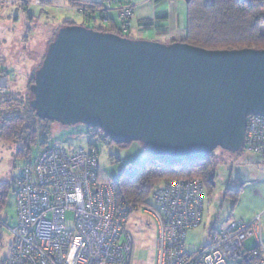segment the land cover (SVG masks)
<instances>
[{
    "label": "water",
    "instance_id": "water-1",
    "mask_svg": "<svg viewBox=\"0 0 264 264\" xmlns=\"http://www.w3.org/2000/svg\"><path fill=\"white\" fill-rule=\"evenodd\" d=\"M33 79L37 116L97 128L115 144L139 141L170 165L240 151L247 117H264V48L211 50L71 24Z\"/></svg>",
    "mask_w": 264,
    "mask_h": 264
},
{
    "label": "built area",
    "instance_id": "built-area-1",
    "mask_svg": "<svg viewBox=\"0 0 264 264\" xmlns=\"http://www.w3.org/2000/svg\"><path fill=\"white\" fill-rule=\"evenodd\" d=\"M65 1L94 27L109 28L116 14L115 29L123 37L131 35L134 10L129 0ZM88 137L108 144L97 128ZM244 149L264 162V117H247ZM98 154L91 144L55 145L21 170L13 188L16 224L9 227L0 220V229L8 227L12 236L3 264H135L128 221L138 210L156 227L155 264H241L244 258L249 264H264L260 216L249 223L231 220L216 228L207 244L190 251L186 233L201 224L204 181L167 180L154 189L153 206L138 204L117 196L113 184L100 178ZM135 172L134 166L126 170L130 176ZM67 211L72 213L69 228ZM251 236L255 248L245 252Z\"/></svg>",
    "mask_w": 264,
    "mask_h": 264
},
{
    "label": "rangeland",
    "instance_id": "rangeland-1",
    "mask_svg": "<svg viewBox=\"0 0 264 264\" xmlns=\"http://www.w3.org/2000/svg\"><path fill=\"white\" fill-rule=\"evenodd\" d=\"M35 0H0V66L2 69L15 72V84L11 85L12 95H5L8 77L0 79V96L5 97L8 103L0 105V117L7 113L23 109L17 107V101L25 96L27 85L22 80L20 69L29 61H34L35 67L40 63L46 52L48 42L52 39L51 31L55 30L64 21L73 25L93 28L94 23L83 19L80 13L71 7L62 6L63 1H53L41 6V12L36 20L31 23L20 9L22 6L34 3ZM20 7H15L18 4ZM41 3V2H40ZM8 4V5H7ZM8 7H5V6ZM17 10L20 22L6 23L5 19L12 18V12ZM40 11V9H39ZM264 18V10L262 11ZM99 24V23H98ZM50 31V32H49ZM261 35H264V24L260 27ZM131 36V35H130ZM133 37V36H132ZM131 37V38H132ZM136 39V38H134ZM34 67V68H35ZM14 75V74H13ZM11 80V79H10ZM7 93V92H6ZM24 94L21 98L19 95ZM15 96V97H14ZM14 98L17 101H14ZM22 114V112H20ZM49 136L44 139L42 132L36 135L35 143L28 150L18 141L5 142L0 140V184H8V193L5 205L0 209V220L7 226L16 224V207L13 188L21 170L28 164H33L39 154L48 147L70 146L87 148L89 144L98 150V162L100 178L105 181H118L124 173L126 165L136 162L144 163L148 158L147 148L139 141H133L126 145H118L109 142L107 145L88 137V128L82 124L63 125L53 121L49 126ZM22 152V155H17ZM21 154V153H20ZM252 151L242 148L238 152H231L221 148L214 151V185L204 187V210L199 227L190 229L186 233V247L193 251L197 247L209 242V232L212 228H220L234 214H247L259 204L264 203V186L260 185L253 174V166L256 164ZM251 169V170H250ZM261 182V181H260ZM161 185V184H160ZM238 191V203L235 205L234 191ZM152 203V199H150ZM66 225H72V213H65ZM128 227L135 240V264H155V236L156 227L152 219L141 210L133 213L128 221ZM0 263L8 253L9 244L12 241L8 227L0 229ZM264 241V240H263ZM248 247H253L255 242L249 238Z\"/></svg>",
    "mask_w": 264,
    "mask_h": 264
},
{
    "label": "trees",
    "instance_id": "trees-1",
    "mask_svg": "<svg viewBox=\"0 0 264 264\" xmlns=\"http://www.w3.org/2000/svg\"><path fill=\"white\" fill-rule=\"evenodd\" d=\"M53 1L59 0H40L44 4H49ZM186 1L185 37L180 41L211 50L264 48V35L260 33V27L264 24V18L262 17L264 0ZM71 24L73 23L64 21L58 26L53 31V37L48 42V45L53 41L56 32L61 26ZM112 26L113 24L109 28L93 27V29L121 36V33ZM126 37L130 38V36ZM172 42L175 41L172 40ZM45 54L46 52L43 58ZM43 58L33 69L28 79L26 99L22 98L20 101H17L15 99L18 98H14V101H17L16 106H23V109L19 110V108H16V111L9 112L6 116L0 117V140L5 142L18 141L23 145L25 151L28 150L31 144L36 142V135L39 131L42 132L44 139L49 136V126L53 122L37 116L35 110L30 106V101L33 98L30 87L34 82L35 71L41 65ZM3 74L4 71L0 70V78L4 76ZM5 91L7 92H5V95L13 94L7 90ZM23 95H19L20 98ZM7 101L5 97L0 96V105L8 103ZM90 129L92 128H88V131ZM105 138L107 143L111 142L107 137ZM214 151L203 159L186 161L175 165L161 162L149 155V158L144 163L136 162L132 165H126L120 179L110 182L113 184L117 196H123L138 204L153 206V201L151 203L150 199H152L154 189L167 180L175 178H201L204 181V185H209L210 187L211 182L208 180V175L214 170ZM20 153L17 155L23 154L22 152ZM130 166H134L136 170L135 174L131 176L126 173L127 168ZM9 191L10 186L8 184H0V209L5 205ZM238 191H234L232 194L234 202L237 200ZM215 231L216 228H212L209 236L214 234ZM0 264H3V261ZM241 264L249 263L247 260L242 259Z\"/></svg>",
    "mask_w": 264,
    "mask_h": 264
},
{
    "label": "crops",
    "instance_id": "crops-1",
    "mask_svg": "<svg viewBox=\"0 0 264 264\" xmlns=\"http://www.w3.org/2000/svg\"><path fill=\"white\" fill-rule=\"evenodd\" d=\"M63 1L62 6L68 7L69 4L65 0ZM81 1H90V0H81ZM92 1V0H91ZM133 6L134 14L132 19V31L130 38L136 39H147L153 41H159L163 43H170L173 41H180L185 37V29H186V11H187V1L186 0H129ZM66 3V4H65ZM8 5V4H7ZM5 7H8V6ZM16 5L15 7H20L18 4H10ZM44 3L36 4L30 2V4L26 6L20 7V9L24 12V15L28 21L34 22L36 20L37 15L41 12V6H44ZM40 9V11H39ZM12 18H7L5 21L9 23L20 22V17L17 16V10L15 13L12 12ZM113 28L118 25V18L116 14H113ZM60 26V25H59ZM54 31V30H53ZM53 31H51L53 33ZM50 32V31H49ZM35 67L34 61H29L26 65H24L20 69V73L22 75V80H24L27 85L23 90H26L28 87V79L31 75ZM0 70L4 71V76L8 77V83L6 86L7 91H11V85L15 84V72L8 71L7 69H2L0 66ZM14 74V75H13ZM11 79V80H10ZM21 93L22 91H16ZM12 92V93H15ZM255 165L253 166V174L256 177V181L259 182V186H264V162L259 154H253ZM261 181V182H260ZM260 196L264 198L263 192H259ZM238 195L237 200L235 201V205L238 203ZM256 216H260L261 222V237L264 240V203L259 204L257 208L252 209L247 214L237 213L234 214L231 218L226 221V223L221 226L225 227L229 221L231 220H240L243 223H249ZM252 238L255 242L254 237ZM245 241L244 251L248 252L255 248L248 247ZM264 242V241H263ZM207 244V243H206ZM205 245V244H204ZM244 260H246L244 258Z\"/></svg>",
    "mask_w": 264,
    "mask_h": 264
}]
</instances>
